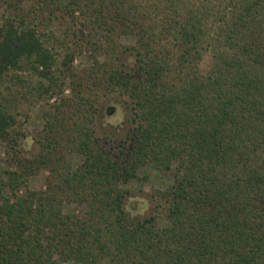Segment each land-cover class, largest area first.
<instances>
[{
	"label": "trees",
	"instance_id": "16d2710c",
	"mask_svg": "<svg viewBox=\"0 0 264 264\" xmlns=\"http://www.w3.org/2000/svg\"><path fill=\"white\" fill-rule=\"evenodd\" d=\"M0 8V99L6 76L28 66L47 105L37 151L23 156L26 136L0 102L10 151L0 264H264V0ZM83 50L93 62L77 71ZM113 94L128 99L134 124L121 156L94 128L99 99ZM143 168L173 172V182L154 196L160 215L137 220L123 186ZM39 173L44 187L32 190ZM67 204L84 211L66 214Z\"/></svg>",
	"mask_w": 264,
	"mask_h": 264
},
{
	"label": "rangeland",
	"instance_id": "374dc122",
	"mask_svg": "<svg viewBox=\"0 0 264 264\" xmlns=\"http://www.w3.org/2000/svg\"><path fill=\"white\" fill-rule=\"evenodd\" d=\"M1 14L2 9L0 8V16ZM121 42L123 45L131 44V40L126 38L121 39ZM92 62L89 53L83 50L74 58L73 67L77 71H81L90 67ZM119 64L125 71L136 67L135 58L131 53L122 54ZM39 83L40 79L32 74L27 66L23 67L22 71L9 73L1 87L0 102L17 117L18 123L15 130L26 136L20 145V152L23 156H29L37 151V146L31 141V137L44 125L42 113L47 109V105L45 99L39 95ZM97 109L94 121L96 135L101 139V144L106 149L121 156L120 152L123 149L120 147L134 129L128 99L117 94L102 97L97 103ZM7 152L8 147L4 143L1 144L0 174L9 168L10 151ZM80 162V158L73 159L74 166H78ZM46 175V173H39L32 177L29 181V188L32 190L43 189ZM172 182L173 172H157L151 168L141 169L136 180L123 186L129 192L126 200L129 215L137 220L160 215L161 211L156 208L157 201L154 196L157 192L166 190ZM83 211V207H78L75 204L64 206L66 214H81Z\"/></svg>",
	"mask_w": 264,
	"mask_h": 264
}]
</instances>
